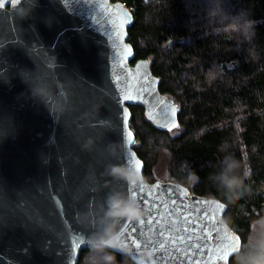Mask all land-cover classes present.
<instances>
[{
    "label": "water",
    "instance_id": "obj_1",
    "mask_svg": "<svg viewBox=\"0 0 264 264\" xmlns=\"http://www.w3.org/2000/svg\"><path fill=\"white\" fill-rule=\"evenodd\" d=\"M132 20L120 1L0 0V264H77L89 247L134 264H227L240 248L223 202L142 175L129 106L165 128L176 105L148 59L131 62ZM114 197L134 202L140 218L109 216ZM148 217L158 226H146ZM110 227L118 247L101 243ZM185 230L193 239L179 251L153 247Z\"/></svg>",
    "mask_w": 264,
    "mask_h": 264
},
{
    "label": "trees",
    "instance_id": "obj_2",
    "mask_svg": "<svg viewBox=\"0 0 264 264\" xmlns=\"http://www.w3.org/2000/svg\"><path fill=\"white\" fill-rule=\"evenodd\" d=\"M134 10L127 41L150 61L176 121L157 127L129 106L132 148L150 182L170 180L226 205L223 220L240 248L227 264L260 246L248 243L251 220L264 215V0H112ZM239 258V259H238ZM127 257L98 247L77 264H117Z\"/></svg>",
    "mask_w": 264,
    "mask_h": 264
},
{
    "label": "clouds",
    "instance_id": "obj_3",
    "mask_svg": "<svg viewBox=\"0 0 264 264\" xmlns=\"http://www.w3.org/2000/svg\"><path fill=\"white\" fill-rule=\"evenodd\" d=\"M128 178L133 183L135 182L134 176L130 175ZM108 215L112 217L127 216L129 219H139L142 213L134 202L124 201L114 197L110 201V211ZM117 240L118 234L111 227L107 229L105 234L101 237V243L110 247H118ZM243 264H264V240H262L261 246L256 252L249 254L243 259Z\"/></svg>",
    "mask_w": 264,
    "mask_h": 264
},
{
    "label": "snow or ice",
    "instance_id": "obj_4",
    "mask_svg": "<svg viewBox=\"0 0 264 264\" xmlns=\"http://www.w3.org/2000/svg\"><path fill=\"white\" fill-rule=\"evenodd\" d=\"M128 99H131V97H128ZM144 192H139L137 193V198L140 200L142 206H144L145 208L149 209V211H157L158 212V209H156L154 207L155 205V202L152 201V205L153 207L149 208V196L151 195L149 193L148 196H145L143 194ZM154 219L153 217H148L146 218L145 220V225L146 226H149V227H157L158 225L157 224H154ZM128 231L134 233L137 231L136 228L132 227V224H130L128 226ZM165 232H174V230L172 228H166L165 229ZM160 236L163 237L164 236V232L160 233ZM193 239L192 235L190 233H188L187 230H185V235L183 236H180V235H173L172 236V239L171 241H167V240H156L154 243H153V247L157 249V251L161 250V249H167L168 247H172L174 250L176 251H179V246L182 245V244H185L186 240L187 241H191ZM204 239H207V237H204ZM226 243V240L223 239V245ZM189 248L191 247V244H188L187 245ZM79 247V243L73 245V248H78ZM228 249H231L232 251L235 250V240L233 241L232 244L228 245V248H221L220 251L222 253V257L223 255L227 254L228 253ZM222 260V258H221ZM223 261V260H222Z\"/></svg>",
    "mask_w": 264,
    "mask_h": 264
},
{
    "label": "rangeland",
    "instance_id": "obj_5",
    "mask_svg": "<svg viewBox=\"0 0 264 264\" xmlns=\"http://www.w3.org/2000/svg\"><path fill=\"white\" fill-rule=\"evenodd\" d=\"M264 240V215L261 218H253L251 220V232L248 236V243L254 246H261ZM117 264H130L125 259L117 260Z\"/></svg>",
    "mask_w": 264,
    "mask_h": 264
},
{
    "label": "built area",
    "instance_id": "obj_6",
    "mask_svg": "<svg viewBox=\"0 0 264 264\" xmlns=\"http://www.w3.org/2000/svg\"><path fill=\"white\" fill-rule=\"evenodd\" d=\"M121 5L124 6L128 12L132 15L134 10L131 6H129L125 1H120Z\"/></svg>",
    "mask_w": 264,
    "mask_h": 264
}]
</instances>
